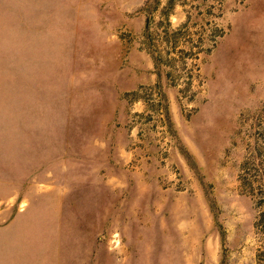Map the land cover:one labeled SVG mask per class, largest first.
Segmentation results:
<instances>
[{"label":"rangeland","instance_id":"obj_1","mask_svg":"<svg viewBox=\"0 0 264 264\" xmlns=\"http://www.w3.org/2000/svg\"><path fill=\"white\" fill-rule=\"evenodd\" d=\"M0 264H264V0H0Z\"/></svg>","mask_w":264,"mask_h":264},{"label":"trees","instance_id":"obj_2","mask_svg":"<svg viewBox=\"0 0 264 264\" xmlns=\"http://www.w3.org/2000/svg\"><path fill=\"white\" fill-rule=\"evenodd\" d=\"M148 1V0H147Z\"/></svg>","mask_w":264,"mask_h":264}]
</instances>
